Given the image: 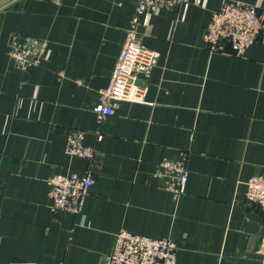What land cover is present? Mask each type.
<instances>
[{"label":"crops","instance_id":"obj_1","mask_svg":"<svg viewBox=\"0 0 264 264\" xmlns=\"http://www.w3.org/2000/svg\"><path fill=\"white\" fill-rule=\"evenodd\" d=\"M226 0L141 16L156 51L145 103L122 102L98 123L138 0H0V264H104L121 230L173 238L177 264H264V214L246 201L264 176V37L242 57L210 52L204 35ZM259 4L264 0H234ZM49 42L50 57L20 70L14 37ZM85 132L92 161L71 157ZM188 152L178 200L155 176ZM92 169L80 215L54 213L49 180Z\"/></svg>","mask_w":264,"mask_h":264},{"label":"built area","instance_id":"obj_2","mask_svg":"<svg viewBox=\"0 0 264 264\" xmlns=\"http://www.w3.org/2000/svg\"><path fill=\"white\" fill-rule=\"evenodd\" d=\"M51 1L61 3V0ZM189 5L190 0H138L136 16L127 30L110 83L101 90L100 100L93 109L99 124L114 115L122 102L145 103L147 100L146 82L155 66L157 54L141 43L138 31L141 16L148 19L163 10L181 6L187 8ZM260 10L261 2L247 4L226 0L222 8L212 14L206 28L204 41L208 50L224 53L230 48L236 56H244L260 36L264 37V14ZM8 54L17 68L24 71L40 66L50 57L51 50L47 40L31 36L14 37ZM65 148L69 156L88 161H92L96 154L94 147L85 144V132L82 130L69 132ZM155 176L178 200L185 194L189 181L188 152H179L176 158L159 162ZM94 183L92 169L83 173L71 171L51 177L49 196L52 211L57 214L68 212L80 215ZM247 186V203L264 214V176L252 177ZM178 250L177 242L171 237L151 238L121 230L116 234L113 250L105 257L104 264H177Z\"/></svg>","mask_w":264,"mask_h":264}]
</instances>
